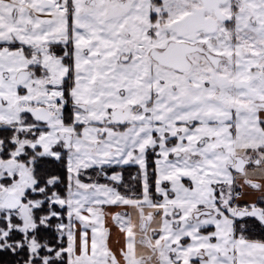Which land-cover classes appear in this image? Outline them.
Returning <instances> with one entry per match:
<instances>
[{
	"label": "snow or ice",
	"instance_id": "1",
	"mask_svg": "<svg viewBox=\"0 0 264 264\" xmlns=\"http://www.w3.org/2000/svg\"><path fill=\"white\" fill-rule=\"evenodd\" d=\"M0 264H264V0H0Z\"/></svg>",
	"mask_w": 264,
	"mask_h": 264
}]
</instances>
